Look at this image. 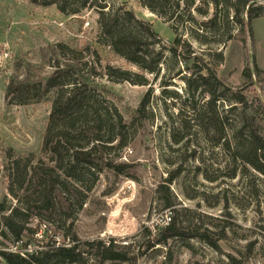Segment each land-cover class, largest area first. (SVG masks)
Masks as SVG:
<instances>
[{
    "label": "rangeland",
    "instance_id": "rangeland-1",
    "mask_svg": "<svg viewBox=\"0 0 264 264\" xmlns=\"http://www.w3.org/2000/svg\"><path fill=\"white\" fill-rule=\"evenodd\" d=\"M106 1L108 8L124 7L132 11L158 33L160 40L150 47L161 51L164 58L157 76L126 62L99 40L98 13L92 8L67 16L54 4L44 6L39 0L37 3L0 0V202L5 197L11 200L3 168L7 149L23 156L39 154L52 101L51 94L38 93L41 100L30 104H7L6 85L13 79L43 85L57 63L61 67L69 64L80 69L74 78L91 79L93 85L98 84L99 104L111 115L115 106L128 124L126 147L111 155L116 163H125L128 167L121 174L104 170L98 176L84 206L76 213L77 236L81 240L113 239L128 255L139 254L134 264H232L230 256L246 264H264V176L248 168L250 175L238 171L234 179L227 178L228 152L222 147H213L197 128L182 130L180 122L192 116V111L185 109L189 105L186 82L190 76L192 80L196 77L191 67L196 55L199 64L204 63L213 70L222 84L215 90L216 94L223 95L215 103L216 112L229 123L227 128L240 127L239 109L230 108V103L225 101L230 96L225 88L244 85L242 73L246 67L264 69V15L251 21L250 32L234 30L235 38L222 43L223 31L196 36L197 26L186 21L185 16L166 21L144 7L140 0ZM254 6L264 7V1L257 0ZM211 13L212 8L209 16ZM195 18L204 19L197 14ZM176 37L189 42L194 51L189 58L183 56L189 69L185 68L183 58L174 59L167 51ZM60 44L73 49L74 53L69 55L79 62L67 61ZM217 52L223 55L221 63L214 59ZM106 65L143 75L147 84L108 81ZM177 69L182 74L171 79ZM199 89L194 95L201 106L207 96L199 94ZM247 91L250 98L257 95L264 106V94L258 84L248 86ZM175 93L178 98H174ZM145 94L150 96L149 103L141 117L132 120V112ZM131 120L133 123H129ZM173 133L185 137L175 143ZM178 167L181 173L165 183ZM217 171L220 176L214 182L203 176L204 172L214 175ZM160 187L164 188L159 191ZM165 193L175 203L170 210H176L180 225L211 231L218 249L198 237H176L144 251L147 239L152 240L170 216V210L163 206ZM186 193L195 197L188 198ZM38 224L48 227L45 235L39 228L42 243L54 236L59 243H67L52 224L36 218L30 222L31 227ZM20 246V242L13 245L0 235V249L9 247L18 251Z\"/></svg>",
    "mask_w": 264,
    "mask_h": 264
},
{
    "label": "trees",
    "instance_id": "trees-1",
    "mask_svg": "<svg viewBox=\"0 0 264 264\" xmlns=\"http://www.w3.org/2000/svg\"><path fill=\"white\" fill-rule=\"evenodd\" d=\"M256 1L140 0L144 7L166 21L185 16L186 21L197 26L194 29L196 36L223 31L225 38L222 43L235 38L234 30L236 33L246 29L250 32L251 21L264 15V7L254 6ZM31 2L37 3L38 0ZM39 4H54L60 13L67 16H76L87 8L96 10L99 40L115 55L138 69L155 76L159 74L163 54L150 49L160 40L159 35L150 23L136 18L132 11L124 7L116 10L108 8L106 0H39ZM195 14L204 19L198 21ZM58 46L63 56L67 54L64 57L67 61L79 62L76 57L69 55L74 53L73 49L67 45ZM167 51L174 59L183 58L185 68L189 69L188 61L183 57L189 58L194 54L189 42L176 37ZM193 56L191 67L192 74L196 77L192 80L190 76L186 82L189 105L185 107L188 112L189 109L192 111V116L180 120L181 129L197 128L206 135L213 147H222L228 152L229 165L225 167L227 178L234 179L238 171L243 175H250L248 168L264 176V106L257 95L250 98L247 91L248 86L258 84L259 90L264 94V69L255 66L251 70L246 67L242 73L244 85L235 89L225 88L230 94L225 97V101L230 103V108L239 109L240 127L235 130L234 127L227 128L229 123L226 124L227 121L216 112L215 103L223 95L216 94L215 90L222 85L221 82L213 70L204 63L199 64V57ZM214 59L221 63L222 53H214ZM105 69L108 81L147 84L143 75L130 70L110 65H106ZM79 71L76 66L66 64L61 67L57 63L54 72L43 85L37 86L30 81L14 79L6 85L7 104H30L41 100L38 93L43 96L51 94L52 101L39 154L23 156L15 154L11 148L7 149L3 168L7 174L6 189L11 200L7 201L5 197L0 202V235L13 245L20 242L21 246L18 251L9 247L0 249V257L5 264H90L91 261L93 264H134L139 255H128L115 245L113 239L81 240L74 231L76 213L84 206L87 193L92 190L98 176L104 170L121 174L128 167V164L116 163L114 157H111L115 151L127 145V122L115 106L111 115L99 104L96 99L98 84L93 85L91 79L85 81L74 78ZM180 74L182 70L177 69L171 79ZM198 88L199 94L207 96L201 106L195 101L194 94ZM173 96L178 98L176 93ZM149 99V94L143 95L139 106L132 112V120L136 116L141 117ZM132 120L129 123H133ZM175 134H172L175 143L185 137L184 134ZM180 173L181 169L178 167L164 182L170 183ZM203 176L214 182L220 175L217 171L214 175L204 172ZM161 188L164 187H160L159 191ZM165 194L163 206L170 210L175 203ZM185 196L195 197L189 193ZM176 214L175 209L170 210L165 226L158 230L152 240L147 239L144 251L166 244L169 239L176 237H198L213 249H218L211 231L183 227ZM33 218L52 224L67 243H59L56 236L42 243L43 236H36L41 224L37 227L30 226ZM47 233L48 230H45L43 234ZM24 240L26 241L23 242ZM230 259L232 264H246L236 257L230 256Z\"/></svg>",
    "mask_w": 264,
    "mask_h": 264
},
{
    "label": "built area",
    "instance_id": "built-area-1",
    "mask_svg": "<svg viewBox=\"0 0 264 264\" xmlns=\"http://www.w3.org/2000/svg\"><path fill=\"white\" fill-rule=\"evenodd\" d=\"M45 228H46V230L48 229L47 225H45V224H43L42 226L40 225V229H41L42 231H45V230H44ZM41 230H40L39 232L36 233V236H37V237H40V236H41ZM11 250L16 251L15 248H14V249H11ZM0 263H1V264H5L4 261H3V259H2L1 257H0Z\"/></svg>",
    "mask_w": 264,
    "mask_h": 264
}]
</instances>
